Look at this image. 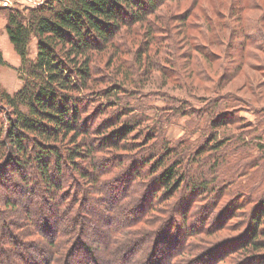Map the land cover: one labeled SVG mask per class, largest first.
Instances as JSON below:
<instances>
[{"label": "trees", "instance_id": "trees-1", "mask_svg": "<svg viewBox=\"0 0 264 264\" xmlns=\"http://www.w3.org/2000/svg\"><path fill=\"white\" fill-rule=\"evenodd\" d=\"M172 1L176 0H43L36 7L0 9L5 12L9 41L21 61L18 70L23 81L21 88L13 95L0 87V187L7 191L3 200L4 208L0 206V264H79L77 251L87 253L90 264H150L151 261L167 264L174 257L181 259L182 254L186 253V249L181 251L182 234L174 237L175 242L170 244L175 246L165 251L157 241H150L158 239L152 233L147 235L146 240H139L141 235L133 239L131 246H128L129 242L116 246L114 236L120 230L114 228L109 232L110 239L100 242L97 249L100 252L103 248L102 259L92 253V243L82 240L87 229L101 226H95L93 222L89 224L87 218L93 212L85 208L91 202V194L86 193V184L98 183L97 157L131 135L135 140L125 143L135 146L137 151L144 149L148 153L147 157L141 158L140 163L152 170L151 179L154 178L158 193L162 192L159 199L173 198L182 183H190L191 190L198 193L209 189L204 177H194L189 171H183L185 162H200L205 150L197 149L183 157L186 148L182 146L183 153L176 154L177 143L165 138L160 128L154 126L151 132H142L144 114L137 111L127 113L128 108L120 106L115 109L122 99L119 97L122 93L117 90L124 88L117 81L104 77L100 71L102 63L107 61L110 66L116 62L119 72L122 58L132 55L133 66L130 64V68L125 67L128 72L135 73L138 79L137 74L142 67L145 73L149 71L152 75L151 69L161 64L159 59H163V55L173 62L172 50L182 48L185 31L191 26L187 24L188 17L182 21L164 14L168 3ZM170 23H177L178 28H172ZM179 23L182 26H178ZM175 37L179 46L175 44ZM33 39L37 40L35 59L31 58L30 53ZM166 41L170 42L165 46ZM164 46L169 50L165 51ZM186 61L185 66L188 65ZM0 65H5L1 51ZM127 77L128 74H125L124 80ZM130 86L135 92L130 97H138V89L145 85L130 83ZM186 92V97H191L192 92L188 89ZM182 97L177 95L168 98L175 99L184 107L182 113H193L195 108ZM112 101L117 104L112 106ZM168 107L174 110L172 104L167 103ZM110 111H116V122L110 123L111 119H106ZM228 113L229 110L223 109L211 113L209 123L214 131L222 127L219 119L227 118L230 121L233 118V115L228 117ZM164 118L168 120L170 117L160 116V121ZM157 122L160 123L158 116L154 123L157 125ZM216 140L217 136L211 142ZM64 145H67L66 148ZM32 171L41 177L45 185V197L38 190L39 180ZM70 181L77 185L72 189V196L75 195L73 201L75 205L78 203L77 212L72 213V208H69L67 213L61 214L59 211L66 199L59 194L65 192ZM24 193L33 201L46 200L43 208L51 210L53 214L48 216V212L43 211V214L34 215L32 209L21 200L20 196ZM158 193H154L156 198ZM39 206L36 210H39ZM53 207L57 208L56 212L52 210ZM22 208L26 210L28 220L18 227L22 240L34 234L46 238L47 231L43 230L39 221H51L45 226L47 229L50 225L54 228L50 230L52 238L48 249L40 244V250L37 251L44 250V256H36V253L23 255L16 249V238L20 240L18 243L23 241L18 236L19 232L11 230L12 222H8V218L16 217ZM147 209L152 211L148 205ZM228 209H232V206ZM235 212L236 208L229 216ZM82 214L85 217H81ZM222 217L221 214L218 219ZM192 218L190 214L181 215L184 223ZM99 222L104 224L101 218ZM207 224L204 221V227ZM240 225L236 223L232 229L239 231ZM185 227L191 234L196 231L192 226ZM225 230L227 228L222 222L221 228L214 231ZM204 231L208 234L211 232L208 227ZM248 234L251 235L248 237ZM5 237H9L7 242ZM243 239V245L231 250L230 256L240 252L242 258H253L244 264L249 261L250 264H264V256H259L264 252V199L250 215ZM140 242L142 244H138ZM24 248L30 250L29 246Z\"/></svg>", "mask_w": 264, "mask_h": 264}, {"label": "rangeland", "instance_id": "rangeland-1", "mask_svg": "<svg viewBox=\"0 0 264 264\" xmlns=\"http://www.w3.org/2000/svg\"><path fill=\"white\" fill-rule=\"evenodd\" d=\"M38 1L9 0L8 5L4 6V0H0V9L25 8L32 5L36 7ZM164 14L182 21L188 17L187 24L191 26L185 31V39L181 38L184 40L182 48L176 51L171 49L173 62L163 55V59H159L161 64L151 69L152 75L149 71L145 73L142 67L137 74L138 79L135 73L127 71L133 63L132 55L122 58L119 72L116 62L114 66H110L107 61L102 63L100 71L104 77L117 81V84L124 88L117 90L123 95L120 94L122 99L115 109L120 106L128 108L127 113L137 111L144 114L142 132L147 134L154 126L160 128L165 138L177 143L176 154L183 153L182 146L186 148L183 157L184 154H192L197 149L205 150L200 156V162H185L183 171H189L194 177H204L203 180H207L209 189L198 193L191 190L190 183H182L173 198L159 199L162 192L158 193L159 188L154 178L151 179L152 170L144 168L140 163L141 158L147 157L148 153L144 149L137 151L135 146L125 143L135 140L131 135L118 146L112 145L97 157L98 183L86 184L85 187L86 193L91 194V202L85 208L90 209L94 215L85 214L90 225L93 222L95 226H101L87 229L82 240L84 243H92V253L102 259L103 248L100 252L97 249L100 242L110 239L109 232L114 228L120 230L119 234L114 236L117 240L116 246L128 242V246H131L133 239L136 240L141 235L139 240H146L147 235L152 233L156 234L158 239L150 241H157L165 251L173 248L175 245L170 243L175 242L174 237L182 234L181 251L186 249L187 254H182L181 259L174 257L167 264H234L236 261V264H244L251 258H242L240 252L230 256L229 252L243 245L249 217L257 204L264 199V0H176L168 3ZM176 24L170 23L172 28H178ZM178 26H182L181 23ZM173 31L176 32L175 29ZM169 42L166 41L165 46ZM175 44L178 45L177 37ZM173 46L171 42V47ZM30 49L31 58L35 59L36 39H33ZM164 50L169 48L165 47ZM0 51L5 62V65H0V87L13 95L21 88L23 82L18 70L21 61L8 39L3 10L0 11ZM188 54H191L190 57H187ZM185 58L188 60L186 66ZM125 74H128L127 80H124ZM133 82L145 85L144 88L138 89L140 91L136 90L140 97H130L135 94L130 86ZM179 84L181 87L178 88ZM187 89L194 95L186 97ZM177 95L185 97L195 111L182 113L181 109L184 107L175 99L168 98ZM167 103L172 104L174 110L167 108ZM110 104L114 106L117 103L112 101ZM221 109L229 110L227 116L233 115V118L230 121L227 118L219 119L222 121V127L215 129V132L209 123L211 113ZM115 112L110 111L106 118L111 119L110 123L117 121V117L114 118ZM164 115L170 118L160 121V116ZM157 116L160 123L157 122L156 125L154 121ZM215 136L217 140L211 142ZM218 142L220 143L216 147ZM144 145L145 142L142 143V146ZM135 171L139 173L136 174ZM32 173L39 180L38 190H41L45 197V185L41 177L35 171ZM69 183L65 192L59 194L66 199L59 211L61 214L67 213L69 208H72V213L77 212L78 203L75 205V195L72 196V189L77 185L74 181ZM154 193H158V198ZM6 196L7 191L0 187V206L3 208ZM20 197L23 204L32 209L34 215L44 212H48V216L53 214L51 210L43 208L46 200L33 201L26 193ZM38 205L40 208L36 210ZM147 205L152 211L147 209ZM231 206L232 209H228ZM235 208V214L229 216ZM52 210L56 212L57 208L53 207ZM25 211L22 208L16 217L8 218V222H12L11 230L19 232L21 240L22 233L18 227L28 222ZM185 214L193 215L186 223L181 219V215ZM221 214L223 217L220 220L218 216ZM80 216L85 217L83 214ZM99 218L104 224L99 222ZM204 221L208 223L205 227ZM39 222L43 230L46 229L47 237L34 234L23 237V243H18L20 240L16 238L19 254L43 255L44 250L37 252L40 250V244L48 249L52 227L50 225L47 229L45 226L51 224V221L49 223L45 219ZM222 222L227 230L215 232L214 230L221 228ZM236 223L241 224L239 231L232 229ZM185 226H192L200 232L191 234ZM206 227L210 228V234L204 231ZM250 235L248 234V237ZM7 238L9 239L4 238L5 242ZM25 246H29L30 250L24 248ZM76 254L79 256V264H90L87 253L77 251ZM259 256H264V252ZM156 257L159 258V255ZM153 262L155 261L150 264Z\"/></svg>", "mask_w": 264, "mask_h": 264}, {"label": "built area", "instance_id": "built-area-1", "mask_svg": "<svg viewBox=\"0 0 264 264\" xmlns=\"http://www.w3.org/2000/svg\"><path fill=\"white\" fill-rule=\"evenodd\" d=\"M3 1V0H2ZM43 2V0L40 2V3H42ZM4 6H7L8 5V3H9V0H4ZM40 3H38V5L40 4Z\"/></svg>", "mask_w": 264, "mask_h": 264}, {"label": "crops", "instance_id": "crops-1", "mask_svg": "<svg viewBox=\"0 0 264 264\" xmlns=\"http://www.w3.org/2000/svg\"><path fill=\"white\" fill-rule=\"evenodd\" d=\"M1 1H2V0H1ZM38 2L40 3L41 1L39 0ZM20 3L23 4L22 1H20ZM37 5H38V3L36 2V6H37ZM33 6H34V5H32V7H33ZM29 7H31V6H29ZM8 39H9V38H8Z\"/></svg>", "mask_w": 264, "mask_h": 264}]
</instances>
